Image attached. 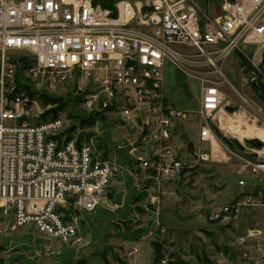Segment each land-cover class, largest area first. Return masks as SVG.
I'll use <instances>...</instances> for the list:
<instances>
[{
  "label": "built area",
  "instance_id": "2783aa9c",
  "mask_svg": "<svg viewBox=\"0 0 264 264\" xmlns=\"http://www.w3.org/2000/svg\"><path fill=\"white\" fill-rule=\"evenodd\" d=\"M196 0H116L105 8L93 0H0V210L17 226H31L46 240L79 238L72 206L92 211L107 196L121 166L115 155H93V137L65 141L56 137L64 121L33 120L32 100L15 92L16 68L39 87L75 83L82 106L116 112L126 134L116 142L138 171L159 181L180 175L217 157V136L207 119L222 111L218 73L234 52L243 54L251 79L264 81V65L246 56L252 45L264 49V0H222L212 16ZM174 45L193 50L182 53ZM170 62L199 83L194 112L167 100L164 67ZM10 95H13L10 97ZM196 113L197 139L185 165L171 144L177 126ZM97 123V121H96ZM97 132V128H95ZM251 158L235 150L237 186L234 200L204 216V222L230 230L242 228L243 212L258 210L259 222L242 228L235 247L217 249L198 264H264V140ZM67 199V200H66ZM133 246L126 257L137 254ZM156 264H171L161 257Z\"/></svg>",
  "mask_w": 264,
  "mask_h": 264
},
{
  "label": "rangeland",
  "instance_id": "374dc122",
  "mask_svg": "<svg viewBox=\"0 0 264 264\" xmlns=\"http://www.w3.org/2000/svg\"><path fill=\"white\" fill-rule=\"evenodd\" d=\"M196 1L201 8L205 9V0ZM207 4L208 10L212 13L214 9L220 8L222 0H207ZM174 48L182 53L193 52L192 49L183 45H174ZM255 49V46H251L245 49V53H251ZM260 56L261 51L253 58L258 62ZM238 62L235 52L232 53L221 65V73H218L222 81L219 89L223 92L224 99L227 100L228 105L237 106L238 110L230 114L222 107L218 118L207 119L206 124L216 126L226 137L237 138L244 143L246 139L255 138L249 137L251 126L264 129V105L255 95L248 80L245 82L246 93V90L235 81L232 72L228 71L227 68L238 65ZM21 75L28 79L24 71ZM179 78L181 80L186 78L188 88L186 102L191 101L194 107H198L200 100L198 81L190 78L176 65L167 62L164 67L165 85H173L180 80ZM28 81L35 92L31 104L33 120H38L42 113L56 108L59 103L63 104L57 115L64 121L65 128L70 125L76 126L72 140H77L79 134L85 136L81 141L91 136L95 157L101 154L109 157L115 155L121 168L112 177L108 191L123 190L124 196L117 207H114V200L108 195L103 197L92 211L69 205L66 216L72 219L74 215H77L79 238L67 241L46 240L31 226L14 225L1 214L0 210V264H121L125 258V252L120 251L119 240L132 245L142 241L144 235L150 243L158 244L162 257L168 258L170 263L178 260L188 264H198L199 259L213 256L219 247L233 249L238 232L250 224L259 222L261 213L258 210L243 212L242 228L238 231L224 227L218 228L204 222L206 214L234 200L243 192L237 186L234 172L235 161L232 160L231 154L235 153L236 149L227 147L219 137L214 150L216 158L198 163L192 168H185L180 175L161 182L159 197L164 202L163 209L160 207L157 212L156 208L150 205L146 208L138 207L132 211L133 202L136 199L143 201L147 193L144 189L138 188L141 183L136 178V174L132 173L130 157L116 151V142H119L126 134L125 128L119 124L118 114L115 111L108 112L104 119L100 118L92 126L81 128L78 124L79 118L73 115L80 112L90 114L92 110L74 102V98L79 95L73 89L72 82L47 89L37 86L30 79ZM165 94L170 102L176 101L174 88L165 89ZM43 95H46L51 102L43 105ZM230 123L235 124L239 132H229L227 127ZM200 124H204V121H201L196 113H191L188 121L177 126L174 132L171 144L178 150L185 165L193 163L186 154L189 148L187 143H195ZM229 157L232 159H227ZM175 201L178 203V210H174ZM161 217L166 221H180V223H172L174 228L169 229L161 224ZM148 220L153 221V224L146 226L142 232L134 231L128 224L131 221L138 226L141 221Z\"/></svg>",
  "mask_w": 264,
  "mask_h": 264
},
{
  "label": "crops",
  "instance_id": "0c3cea01",
  "mask_svg": "<svg viewBox=\"0 0 264 264\" xmlns=\"http://www.w3.org/2000/svg\"><path fill=\"white\" fill-rule=\"evenodd\" d=\"M219 11H220V8L214 9V11H212V13H210V11H209V13L212 14V16H214V15L218 14ZM251 46L252 45L246 47L245 49H249V47H251ZM245 49H243V53L246 56H253L255 54V52L257 54L259 51H261V56H260L259 61L258 62H256L255 60L254 61L256 63H258L259 65H261V64L264 65V49H260L257 51V47H256L255 51H251V53H245ZM235 58H238V61H239L238 65L235 64L234 67L227 68L228 71L230 73L232 72L233 78L235 79V81L237 83L240 84V86H242L246 90V93H247V87L245 85L246 84L245 82H247V80L250 82L251 88L254 91V87H253V84L251 83V79L247 73V70L245 69L243 54L236 51L235 52ZM179 79L180 80H177V82H175L173 85H170V86L165 85V89L174 88L175 89V96L177 97L176 101L171 100L172 102H170L168 97H167V100L175 108L185 110V111L194 112L198 107H194V105L192 104L191 101L188 103L186 102L187 97H188V88L186 86V81H185L186 78L184 80H181V78H179ZM254 93H255V91H254ZM255 95L257 96L256 93H255ZM226 101L227 100L224 99V94L221 91L222 107L224 105H228ZM198 106H199V103H198ZM99 157H101L102 159L110 158L108 155H105V154H101ZM129 163H131V166H132V173H135L137 176V177L136 176L135 177L138 180H140L141 184H140V187H138V188L140 190L144 189L147 193L146 196L144 197L143 201L136 199L133 202L132 211L133 210L135 211V208L138 209V207H141V208L145 207L146 208V207H149L151 205L153 208H156L157 212H159L160 207H161V209H163V206H164V202H162L160 200V197H159V194H161L160 193V189L162 186L161 182L163 180L165 181L166 178H161L159 181H157L154 178H148V173H144L143 171H138L131 161ZM110 184H111V182H110ZM117 191H119V189H117L113 192L108 191L107 195L110 198H113V200H114V194ZM123 196H124V191H123ZM123 196H122V200H123ZM113 205H114V207H117L115 202H113ZM177 205H178V203H177V201H175L174 202V206H175L174 210H178ZM154 214L156 215V212H154ZM160 222L163 226H165L169 229L174 228V226H172V223H175V224L180 223V221H166L163 218H162V221H160ZM128 224H130V228H133L134 231H141L142 232V231H144V228L146 226H148V227L151 226L153 224V221H149V220L148 221H141V223L138 226H136V224H133L131 221H129ZM119 244H120L119 246H121L120 251H123V252H125L127 249H129L133 246H136L138 248V252L134 256L126 257L124 255L125 258H123V263H121V264H154L153 263V261H154L153 247L145 235L142 236V241H139L135 244L128 245L127 243L120 241V240H119Z\"/></svg>",
  "mask_w": 264,
  "mask_h": 264
},
{
  "label": "trees",
  "instance_id": "16d2710c",
  "mask_svg": "<svg viewBox=\"0 0 264 264\" xmlns=\"http://www.w3.org/2000/svg\"><path fill=\"white\" fill-rule=\"evenodd\" d=\"M93 2L94 3H100L103 7L112 9L116 0H93ZM243 60H244V65L246 66L247 62L245 59H243ZM24 68H25V65L23 64V62L21 65H19L17 67L15 92H24L32 100L35 92L32 90L31 84L28 81V79L21 75V72H23ZM263 72H264V68H263ZM72 87H73V89H75V83L74 82L72 83ZM253 87H254L255 93L257 94V96L260 98V100L262 101V103L264 105V81H262L260 78H257L255 80ZM12 96L13 95H10V97H12ZM83 96L84 95H79L78 97L74 98V102L77 104L78 103L82 104ZM42 98H43V105H46V104H48V102H51L46 95H43ZM49 98H51V97H49ZM62 105L63 104L59 103V105L56 108L50 109L49 111L42 113L40 118H38L37 121H39V122L40 121H46L48 119L58 117L57 113L61 109ZM105 114H106L105 111L104 112L92 111L90 114L89 113L83 114V112H80L77 115H73V116H76L79 118L78 124L80 125L81 128H83V127H87V126H92L95 123V121L100 119V118L104 119ZM70 117H71V114H70ZM75 129H76L75 125L67 126L56 138L60 140L62 137H64L65 141H69L72 139V136H73V133L75 132ZM88 136H86V137H88ZM83 137L85 138V136H83V134L78 135V139H77L78 144L81 142V139ZM187 146L189 148L192 147V143L188 142ZM68 200L70 202V205L74 201L73 199H68ZM151 244H152L153 252H154L153 263L156 264L158 262V260L162 257V255L160 253V248H159L158 244H156L155 242H152ZM216 248H217V246H216ZM219 249H220V247H219ZM226 250L227 249L224 248V251H226ZM208 261L209 260L207 257H204V258L202 257L197 262L198 263H204V262H208ZM171 264H188V263H186L184 261L175 260Z\"/></svg>",
  "mask_w": 264,
  "mask_h": 264
},
{
  "label": "water",
  "instance_id": "95a60500",
  "mask_svg": "<svg viewBox=\"0 0 264 264\" xmlns=\"http://www.w3.org/2000/svg\"><path fill=\"white\" fill-rule=\"evenodd\" d=\"M207 1V0H205ZM251 83L254 85L255 81H251ZM223 109L232 114L234 112H236L238 110L237 106H233V105H224ZM213 131L216 134L217 137L220 138V140L229 148H235L236 150L240 151V152H244L247 153V155L251 158H255L256 157V153L252 152L250 150V148H248L246 145L251 146L254 149H259L262 147V142L260 140H258L257 138H249L244 140V143H242L241 141H239L237 138H228L225 135H223L218 127L213 126ZM122 196H123V191L119 190L114 194V202L117 206H119L121 204L122 201Z\"/></svg>",
  "mask_w": 264,
  "mask_h": 264
},
{
  "label": "bare ground",
  "instance_id": "6f19581e",
  "mask_svg": "<svg viewBox=\"0 0 264 264\" xmlns=\"http://www.w3.org/2000/svg\"><path fill=\"white\" fill-rule=\"evenodd\" d=\"M219 116V114H218ZM217 116V118H218ZM227 130L229 132L235 133V132H239V128L237 126H235V124L230 123L229 126L227 127ZM249 137H255V138H259L264 140V129L262 128H257L256 126H251L249 128Z\"/></svg>",
  "mask_w": 264,
  "mask_h": 264
}]
</instances>
